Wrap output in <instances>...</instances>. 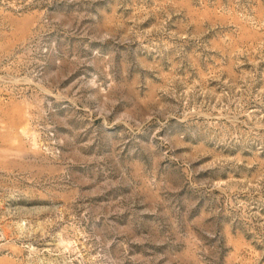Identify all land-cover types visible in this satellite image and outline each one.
I'll use <instances>...</instances> for the list:
<instances>
[{
	"label": "rangeland",
	"instance_id": "1",
	"mask_svg": "<svg viewBox=\"0 0 264 264\" xmlns=\"http://www.w3.org/2000/svg\"><path fill=\"white\" fill-rule=\"evenodd\" d=\"M0 264H264V0H0Z\"/></svg>",
	"mask_w": 264,
	"mask_h": 264
}]
</instances>
